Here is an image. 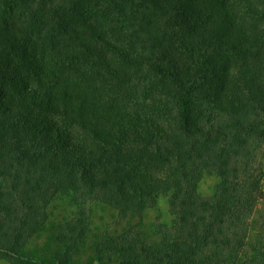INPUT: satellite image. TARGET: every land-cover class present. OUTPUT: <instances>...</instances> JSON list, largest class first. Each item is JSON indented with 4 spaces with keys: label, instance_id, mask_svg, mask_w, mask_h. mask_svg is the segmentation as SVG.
Segmentation results:
<instances>
[{
    "label": "trees",
    "instance_id": "16d2710c",
    "mask_svg": "<svg viewBox=\"0 0 264 264\" xmlns=\"http://www.w3.org/2000/svg\"><path fill=\"white\" fill-rule=\"evenodd\" d=\"M78 192L176 221L27 247ZM0 259L264 264V0H0Z\"/></svg>",
    "mask_w": 264,
    "mask_h": 264
},
{
    "label": "rangeland",
    "instance_id": "374dc122",
    "mask_svg": "<svg viewBox=\"0 0 264 264\" xmlns=\"http://www.w3.org/2000/svg\"><path fill=\"white\" fill-rule=\"evenodd\" d=\"M218 184V177L212 172L203 173L198 183V191L203 196H212ZM49 220L37 237L30 238L27 247L38 255H48L55 248L52 239H65L67 245L83 239L88 241L106 242L110 239H127L132 236L131 230L142 233V239H151L159 226L170 229L176 216L172 213L166 197L160 196L156 205L144 209L140 216L131 215L124 218L120 213L95 197L87 194L69 193L58 195L49 204ZM133 234V233H132ZM140 238V237H139ZM138 239V238H137ZM86 251L84 256L89 252ZM0 264H8L0 259Z\"/></svg>",
    "mask_w": 264,
    "mask_h": 264
}]
</instances>
